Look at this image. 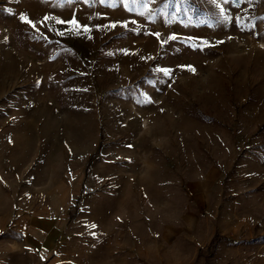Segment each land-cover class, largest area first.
Returning a JSON list of instances; mask_svg holds the SVG:
<instances>
[{"label": "rangeland", "instance_id": "374dc122", "mask_svg": "<svg viewBox=\"0 0 264 264\" xmlns=\"http://www.w3.org/2000/svg\"><path fill=\"white\" fill-rule=\"evenodd\" d=\"M1 92L20 151L0 264H264V0H0ZM128 142L160 178L130 218Z\"/></svg>", "mask_w": 264, "mask_h": 264}, {"label": "crops", "instance_id": "0c3cea01", "mask_svg": "<svg viewBox=\"0 0 264 264\" xmlns=\"http://www.w3.org/2000/svg\"><path fill=\"white\" fill-rule=\"evenodd\" d=\"M2 101V104L0 105V117L3 114V108H4V96L3 92L0 93V103ZM13 102V101H12ZM129 114V113H128ZM131 114L127 115V112H125L124 115V129L125 132L130 134L131 130L134 127V130H139L141 131L144 127V122L142 120L143 116L140 114L136 118H134V121L132 118H130ZM7 131L4 130L3 125H0V230L5 227L7 222L9 221L10 217L13 214V206H14V193L16 192L18 188V182L19 181L14 174V169L17 165V159L19 157V151H20V143L18 141L19 139V129L16 128L14 125L11 127L9 126ZM6 133V138H4V135ZM152 134L155 135V137L159 138L162 142L163 140V122L161 121L159 125V130L158 128L156 130H152ZM6 139V141H4ZM99 144V139L96 137L94 141V145L89 150L86 154H84L83 158L79 162L81 166V174L84 173L85 176V165L87 162V158L89 154L97 148ZM128 149H134L137 151L138 156L140 158L134 162L131 163L129 162L127 165H125L124 169L126 173L123 175V188L120 190L122 191V194H119V196L124 197L126 200V203L128 204L129 208L127 210V214L129 215L128 217L130 218L132 212H133V207L131 205V198L135 196H140L147 202L149 200V184L156 183L160 178H159V170L156 167H153V169L149 170L147 167V161L144 160L143 156V148L146 147L142 143H131L128 142L127 145ZM130 152V151H129ZM128 152V153H129ZM32 158L35 157V153L31 154ZM129 155V154H128ZM30 157V154H29ZM125 161H130V159H127ZM135 165V170L132 171L131 167L132 165ZM5 170L6 173L5 174ZM84 176L82 175L81 179L79 180V187L83 184L84 181ZM44 189L46 188L43 187ZM50 221L46 223L44 226L48 225L50 227ZM45 228V227H44ZM132 245V244H130ZM145 245H147L145 242L144 243H139L138 246L140 247V252L142 254L144 253H150L153 254L152 256H155L156 261H163L164 258L163 256L169 255L170 251V245L169 243L166 244V246L162 249L159 250L155 247V245H151V249H145ZM167 248V250H165ZM172 249V246H171Z\"/></svg>", "mask_w": 264, "mask_h": 264}, {"label": "trees", "instance_id": "16d2710c", "mask_svg": "<svg viewBox=\"0 0 264 264\" xmlns=\"http://www.w3.org/2000/svg\"><path fill=\"white\" fill-rule=\"evenodd\" d=\"M99 154H100V149H98V150L96 151V153L91 157L90 161H89V162L87 163V165H86V169H88V167H89V165L91 164L92 160H93L94 158L98 157ZM79 198H80V197H78L77 202L79 201Z\"/></svg>", "mask_w": 264, "mask_h": 264}, {"label": "snow or ice", "instance_id": "6c2138e0", "mask_svg": "<svg viewBox=\"0 0 264 264\" xmlns=\"http://www.w3.org/2000/svg\"><path fill=\"white\" fill-rule=\"evenodd\" d=\"M21 19L26 20V17L22 16ZM225 19H227V17H225ZM27 22L31 23V21H27ZM73 23H75V21H73ZM189 70L194 71V69H192L191 66H189Z\"/></svg>", "mask_w": 264, "mask_h": 264}]
</instances>
